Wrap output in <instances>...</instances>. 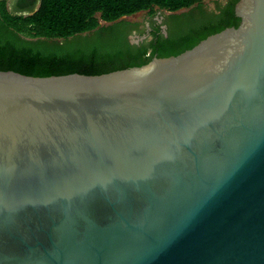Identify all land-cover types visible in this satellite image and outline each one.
Wrapping results in <instances>:
<instances>
[{"label": "water", "instance_id": "95a60500", "mask_svg": "<svg viewBox=\"0 0 264 264\" xmlns=\"http://www.w3.org/2000/svg\"><path fill=\"white\" fill-rule=\"evenodd\" d=\"M236 14L140 67L0 71V264H264V0Z\"/></svg>", "mask_w": 264, "mask_h": 264}, {"label": "trees", "instance_id": "16d2710c", "mask_svg": "<svg viewBox=\"0 0 264 264\" xmlns=\"http://www.w3.org/2000/svg\"><path fill=\"white\" fill-rule=\"evenodd\" d=\"M15 1V0H14ZM204 0H33V6L10 11L6 0H0V71H13L31 77H51L70 74L102 75L149 63L152 57L125 58L113 52L101 51L83 55L60 48H45L28 38L64 40L90 32L100 21L114 22L123 17L154 9L175 12L191 8ZM237 3L239 0H235ZM38 5V8H37ZM27 15H26V14ZM99 15V18L97 17ZM234 15L191 41L182 40L178 50L159 53L158 58L177 56L226 28H238ZM26 39H24V38ZM194 37V36H193Z\"/></svg>", "mask_w": 264, "mask_h": 264}, {"label": "flooded vegetation", "instance_id": "af4514ba", "mask_svg": "<svg viewBox=\"0 0 264 264\" xmlns=\"http://www.w3.org/2000/svg\"><path fill=\"white\" fill-rule=\"evenodd\" d=\"M14 6L26 10L33 6V0H15ZM235 0L215 2L210 8L204 1L191 8L169 12L155 9L139 19L123 17L114 22L102 21L99 27L77 36L64 40L26 39L42 43L47 49L57 47L74 54L83 55L101 51L113 52L125 58L158 57L159 53L178 50L177 45L184 39L192 37L191 41L207 33L213 27L234 15L235 21L240 23L236 14ZM38 8V5H37ZM202 33V34H201ZM200 34V35H199ZM194 36V37H193Z\"/></svg>", "mask_w": 264, "mask_h": 264}, {"label": "rangeland", "instance_id": "374dc122", "mask_svg": "<svg viewBox=\"0 0 264 264\" xmlns=\"http://www.w3.org/2000/svg\"><path fill=\"white\" fill-rule=\"evenodd\" d=\"M211 1H214V0H204V2L205 3H208V2H211ZM6 5L8 6V8H9V10L10 11H14L15 9H14V0H6ZM152 11H155V9L154 10H152ZM26 14V13H25ZM147 14V11H143V12H140V13H137V14H135V15H132V16H130L129 18H132V19H139V18H141V17H143L144 15H146ZM27 15V14H26ZM98 18H99V15L97 16ZM100 23H102V21H100Z\"/></svg>", "mask_w": 264, "mask_h": 264}]
</instances>
